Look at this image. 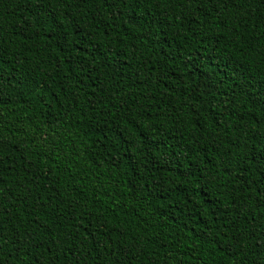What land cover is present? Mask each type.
Masks as SVG:
<instances>
[{"label":"trees","instance_id":"1","mask_svg":"<svg viewBox=\"0 0 264 264\" xmlns=\"http://www.w3.org/2000/svg\"><path fill=\"white\" fill-rule=\"evenodd\" d=\"M260 96L264 4L0 0L3 264H264Z\"/></svg>","mask_w":264,"mask_h":264},{"label":"snow or ice","instance_id":"2","mask_svg":"<svg viewBox=\"0 0 264 264\" xmlns=\"http://www.w3.org/2000/svg\"><path fill=\"white\" fill-rule=\"evenodd\" d=\"M123 2H126V0H122V3ZM249 2L264 4V0H249ZM256 103L261 106H264V96L257 97ZM253 118L256 124H260L259 119H256L255 117ZM49 127L55 130V124L52 122L49 123ZM255 135H258V133H255ZM261 142L264 143V140H261ZM4 144H5V140L3 138H0V172L6 170L7 168H11V164H7V165L5 164V154L3 153ZM245 159L252 160L255 163L258 177L254 182L256 183V187L259 189V192L257 193V199H260V197L264 196V149L261 150L260 158L258 160L256 159L255 156H245ZM248 170L249 169H245V171H248ZM0 182H3L2 175H0ZM36 183L38 184L39 181H36ZM31 191H32L31 188L27 189L24 193L21 194V197H18V199L22 198L24 200H27V198L31 195ZM49 199H51V197H49ZM43 201H44L43 195H38L36 199L33 201L32 206L39 209L40 208L39 202H43ZM261 203H264V200H261ZM257 206L259 207V205ZM0 211H4V210L0 209ZM2 219L3 218L0 217V220ZM2 229H3V225L2 223H0V264H3V241L5 239V233ZM53 243L55 242L53 241ZM35 246L45 247L43 244H39ZM256 246L259 247V243H257ZM46 251L52 252V247L48 246L46 248ZM56 259H59V257L57 256Z\"/></svg>","mask_w":264,"mask_h":264}]
</instances>
